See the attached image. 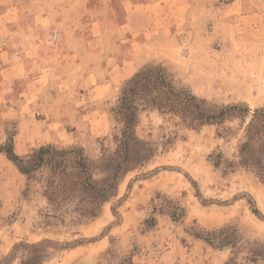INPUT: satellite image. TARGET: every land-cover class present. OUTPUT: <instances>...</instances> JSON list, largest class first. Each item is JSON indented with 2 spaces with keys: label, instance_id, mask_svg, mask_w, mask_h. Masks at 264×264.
<instances>
[{
  "label": "rangeland",
  "instance_id": "rangeland-1",
  "mask_svg": "<svg viewBox=\"0 0 264 264\" xmlns=\"http://www.w3.org/2000/svg\"><path fill=\"white\" fill-rule=\"evenodd\" d=\"M162 6V16L145 26V60L137 71L161 65L176 87L209 110L233 104L264 108V0H172ZM125 11L124 0H0V147L12 143L24 156L48 144L76 146L98 158L101 143L108 146L115 132L110 110L134 75L124 77L120 65L109 66L105 58L120 43L127 58L133 51V33H122ZM99 34L105 49L91 52L88 42ZM56 59L68 62L69 73L54 78L49 88L37 78ZM16 60L27 67L8 81L5 71ZM32 83L38 88L29 93V99L35 96L31 102L25 88ZM23 117L30 128L17 138ZM29 117L40 123L49 117L48 131H32ZM222 128L230 129L226 138L217 135ZM136 132L157 145L156 157L123 178L117 197L97 218L78 226L45 227L40 185L1 153L0 260L17 243L51 239L83 242L45 264H226L229 249L191 235L224 226H236L245 242L264 244V183L246 169L225 172L209 160L213 153L227 159L235 153L242 137L238 119L192 130L149 111L141 114ZM174 205L184 209L176 221L169 216Z\"/></svg>",
  "mask_w": 264,
  "mask_h": 264
},
{
  "label": "trees",
  "instance_id": "trees-1",
  "mask_svg": "<svg viewBox=\"0 0 264 264\" xmlns=\"http://www.w3.org/2000/svg\"><path fill=\"white\" fill-rule=\"evenodd\" d=\"M203 102L176 87L164 67L149 64L122 85L116 105L110 110L115 132L108 146L101 143L96 160L90 159L82 147L58 148L49 144L18 156L10 143L0 147V154L3 153L29 182L40 185L47 204V213L43 215L45 227L78 226L97 218L103 206L117 197L123 178L156 157L157 145L141 139L136 132L141 114L149 111L177 118L182 126L192 130L206 125L221 127L238 119L242 137L235 153L230 159L222 153H213L209 160L215 168L223 167L225 172L246 169L264 183V108L250 111L247 106L233 104L209 110ZM228 133L229 128H222L217 135L226 138ZM172 210L169 216L173 221L184 217L180 206L174 205ZM111 211L115 217L119 216L116 208ZM253 213L259 214L255 209ZM149 222L153 226L155 219ZM191 235L215 249H229L226 264H264V244L245 242L236 226ZM81 242L60 243L51 239L20 242L0 264L17 261L18 264H45L55 253L79 246Z\"/></svg>",
  "mask_w": 264,
  "mask_h": 264
},
{
  "label": "crops",
  "instance_id": "crops-1",
  "mask_svg": "<svg viewBox=\"0 0 264 264\" xmlns=\"http://www.w3.org/2000/svg\"><path fill=\"white\" fill-rule=\"evenodd\" d=\"M172 0H124L125 4V12H126V21L125 23L122 24V33L128 32V30H131L133 33V51L131 49L130 51V57L128 55H125V53H122L123 45L120 43L118 45H115V51L112 53V55L106 54L105 58L108 60V65L109 66H119V71L123 73V76L126 77L131 74L133 71V74L137 71V69L141 66V64L145 60V48L144 45L148 43V33L145 31V26L146 24L148 25V19L149 18H158L161 17V10H163L162 3L163 2H170ZM138 20H141V24L139 23ZM162 25V23H161ZM126 28V29H125ZM121 33V34H122ZM102 34H99L96 37L91 38V41L88 42L91 46L94 45V48L90 51L91 52H102V50L105 49L103 46V40H102ZM140 39V40H139ZM143 50V51H142ZM142 51V54H141ZM106 52V51H104ZM132 56V57H131ZM72 58L73 63L78 64V59L76 54H73ZM103 58V57H102ZM104 59V58H103ZM133 61V62H131ZM131 62V63H130ZM25 67L27 65L25 62H21L19 60H16L15 63H13L7 70L5 71V79L10 81V80H16L19 77L23 76L22 72H25ZM42 70L39 71V76L37 79H45L48 81L47 86H51V81H53L54 78L62 75H66L69 73L68 71V62L65 61V59H56V62L48 66L46 69L41 68ZM85 76L81 77V80L84 81ZM82 81V82H83ZM50 83V84H49ZM30 86V87H29ZM38 86L35 84H26L25 88V100H31L33 101L34 94H32V98L29 99V93L30 92H35L33 91L34 89H37ZM24 100V101H25ZM24 104V102H23ZM28 107V106H26ZM26 111V110H24ZM45 114H48L46 112ZM49 118V117H48ZM43 119L42 122H37L36 120H31L30 117L28 118L29 124H33L34 128L32 131L37 132L39 131L40 133H44L45 131H48L49 124L46 122L48 119ZM26 117H23V123H21L20 127V132L17 135V138H20L21 133L23 134L24 129H29L30 127H25V122ZM18 141V139H16ZM18 149V148H17ZM20 154L22 152H19Z\"/></svg>",
  "mask_w": 264,
  "mask_h": 264
}]
</instances>
